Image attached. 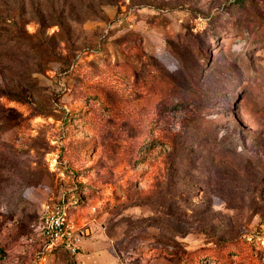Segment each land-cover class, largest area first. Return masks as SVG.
Segmentation results:
<instances>
[{"label": "rangeland", "instance_id": "obj_1", "mask_svg": "<svg viewBox=\"0 0 264 264\" xmlns=\"http://www.w3.org/2000/svg\"><path fill=\"white\" fill-rule=\"evenodd\" d=\"M55 202L89 264H264V0H0V264Z\"/></svg>", "mask_w": 264, "mask_h": 264}, {"label": "built area", "instance_id": "obj_2", "mask_svg": "<svg viewBox=\"0 0 264 264\" xmlns=\"http://www.w3.org/2000/svg\"><path fill=\"white\" fill-rule=\"evenodd\" d=\"M86 234L85 228L76 227L70 222L63 205L57 202L43 203L36 221L19 241L21 245L32 247L36 255L59 246L67 254L74 256Z\"/></svg>", "mask_w": 264, "mask_h": 264}, {"label": "crops", "instance_id": "obj_3", "mask_svg": "<svg viewBox=\"0 0 264 264\" xmlns=\"http://www.w3.org/2000/svg\"><path fill=\"white\" fill-rule=\"evenodd\" d=\"M93 249L95 250V247H92V245L91 247L88 248L86 244H82L80 250H83V251L86 250V252L84 254H80L79 259L76 260V264H85V262L86 264H89L91 262H94V259H92V257L90 256V252ZM12 254H13L12 258L10 259L12 264H32L33 263V260L31 259V257L34 253L32 252L31 247L28 245H21L19 243L18 244L16 243V245L12 249ZM95 264H96V261H95Z\"/></svg>", "mask_w": 264, "mask_h": 264}, {"label": "trees", "instance_id": "obj_4", "mask_svg": "<svg viewBox=\"0 0 264 264\" xmlns=\"http://www.w3.org/2000/svg\"><path fill=\"white\" fill-rule=\"evenodd\" d=\"M163 251V250H162ZM162 251H160V252H162ZM256 264H263L262 262H260V260H257L256 261Z\"/></svg>", "mask_w": 264, "mask_h": 264}]
</instances>
